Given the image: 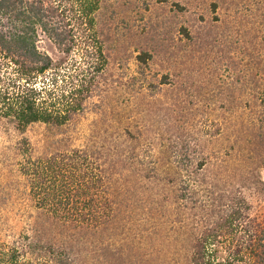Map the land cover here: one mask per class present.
Wrapping results in <instances>:
<instances>
[{"label":"rangeland","instance_id":"1","mask_svg":"<svg viewBox=\"0 0 264 264\" xmlns=\"http://www.w3.org/2000/svg\"><path fill=\"white\" fill-rule=\"evenodd\" d=\"M103 1L96 32L109 66L86 111L63 129L0 126V240L22 245L27 213L37 212L18 171L17 145L27 139L34 158L86 149L106 171L95 172L102 187L93 204H110L117 220L86 245L72 233L81 241L67 256L75 264H192L195 240L230 194L242 193L264 225V144L249 137L252 112L264 109L256 101L264 94V0ZM39 48L57 68L85 67L79 53L64 55L44 36ZM52 228L48 240L68 242L59 221ZM24 256L73 264L47 252Z\"/></svg>","mask_w":264,"mask_h":264},{"label":"trees","instance_id":"2","mask_svg":"<svg viewBox=\"0 0 264 264\" xmlns=\"http://www.w3.org/2000/svg\"><path fill=\"white\" fill-rule=\"evenodd\" d=\"M103 2L0 0V126L22 134L35 125L63 129L86 111L89 99L100 93V77L109 66L104 44L96 32ZM42 36L64 55L79 53L85 67L72 72L64 70V66L57 68L39 48ZM138 59L147 64L151 58L142 54ZM256 101L264 108V94ZM249 131L251 142L264 144V109L252 112ZM107 144L102 146L103 151H108ZM17 152L22 157L18 171L37 212L27 213L28 229L21 234L22 245L0 240V264H32L24 260L27 252L71 256L76 246H81L72 233L80 231L86 245L89 235L104 232L117 220L116 209L110 204H93L102 187V178L95 172H106L101 166L96 168L95 153L75 149L47 160L34 158L27 139L18 143ZM109 167L114 168L113 163ZM58 172L70 175L65 178L67 182H61ZM182 179V183L187 182L186 176ZM189 191L183 189L181 200L190 195ZM4 193L0 183V224ZM85 200L92 203L82 202ZM221 202L219 199V205ZM225 203L215 222L195 240L192 264H264V225L251 217V205L242 193L230 194ZM58 221L70 238L60 246L47 239Z\"/></svg>","mask_w":264,"mask_h":264}]
</instances>
